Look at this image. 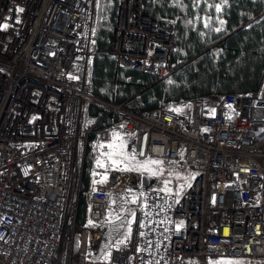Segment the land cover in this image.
Wrapping results in <instances>:
<instances>
[{
    "label": "built area",
    "instance_id": "obj_1",
    "mask_svg": "<svg viewBox=\"0 0 264 264\" xmlns=\"http://www.w3.org/2000/svg\"><path fill=\"white\" fill-rule=\"evenodd\" d=\"M98 1L0 0V264H264V86L145 113L98 99L88 88ZM176 49L174 23L146 14L142 0H118L117 68L167 80ZM92 104L105 114H90ZM114 118L136 159L183 157L197 174L172 193L109 167L89 186L80 226L88 137L107 140ZM138 189L117 243L109 202Z\"/></svg>",
    "mask_w": 264,
    "mask_h": 264
},
{
    "label": "trees",
    "instance_id": "obj_2",
    "mask_svg": "<svg viewBox=\"0 0 264 264\" xmlns=\"http://www.w3.org/2000/svg\"><path fill=\"white\" fill-rule=\"evenodd\" d=\"M144 12L176 26L174 66L167 80L129 68H117L109 54L118 0H99L93 34L88 88L98 99L125 102L141 113L182 103L212 92L259 94L264 85V0H142ZM96 118L106 110L90 105ZM120 130L118 119L106 123ZM82 161L78 225L86 221L85 198L98 157L89 147ZM97 139V138H96ZM98 140V139H97ZM136 204H141L137 196Z\"/></svg>",
    "mask_w": 264,
    "mask_h": 264
},
{
    "label": "rangeland",
    "instance_id": "obj_3",
    "mask_svg": "<svg viewBox=\"0 0 264 264\" xmlns=\"http://www.w3.org/2000/svg\"><path fill=\"white\" fill-rule=\"evenodd\" d=\"M90 120L91 118L89 122ZM109 128L110 134L107 140H97L93 134V141L89 148L98 157L95 169L98 171H95L94 175L99 174V177L93 178L92 182L104 180L107 169L112 166L135 170L139 173L141 182H146V177H149L161 190L172 193H181L195 178L197 170L194 164L183 157L173 161L136 159L129 148V138L115 127L110 126ZM83 148L84 145L79 148V153ZM130 180L134 182V176H131ZM138 195L142 196L143 191L138 189L133 193L114 194L109 202L104 222L109 223L108 234L117 243H125L128 239L130 223L140 207L136 204Z\"/></svg>",
    "mask_w": 264,
    "mask_h": 264
}]
</instances>
